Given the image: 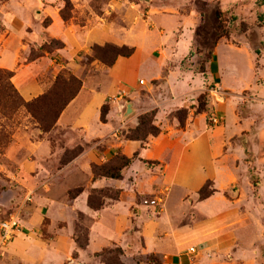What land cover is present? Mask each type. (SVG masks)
I'll list each match as a JSON object with an SVG mask.
<instances>
[{"label": "crops", "instance_id": "0c3cea01", "mask_svg": "<svg viewBox=\"0 0 264 264\" xmlns=\"http://www.w3.org/2000/svg\"><path fill=\"white\" fill-rule=\"evenodd\" d=\"M164 1L127 6L125 0L118 7L131 12L148 5L153 33L127 13L117 26L104 13L79 23L83 3L64 20L62 0L1 2L0 68L13 71L11 81L24 102L50 90L61 71L81 84L48 130L29 124L20 159V147L11 149L15 178L31 200L20 205L21 227L0 264H104L96 254L110 245L122 249L125 264H146L138 260L146 255L160 264H264V82L255 79L261 67L251 52H239L220 37L196 70L188 57L191 37L180 30L187 17ZM46 38L62 45L24 61V53ZM106 43L133 51L111 64L81 61L93 45ZM234 54L245 59L243 68ZM202 79L218 80L230 91L247 87L252 99L235 95L210 105L219 122L207 123L205 112L191 107ZM184 107L189 111L181 124L173 112ZM151 110L160 132L127 137L124 130ZM115 159L119 176L104 174ZM93 165L103 171L94 173ZM206 182L212 193L200 198ZM72 190L77 192L70 196ZM157 195L160 207L139 204ZM79 217L87 228L84 248L74 239Z\"/></svg>", "mask_w": 264, "mask_h": 264}, {"label": "rangeland", "instance_id": "374dc122", "mask_svg": "<svg viewBox=\"0 0 264 264\" xmlns=\"http://www.w3.org/2000/svg\"><path fill=\"white\" fill-rule=\"evenodd\" d=\"M2 1L3 0H0V4ZM130 1L134 2L135 0H126V2L125 0H68V2L62 0L61 9L63 14L68 17L66 20H69L74 14V5L76 3H83L85 4L84 10L77 15V22L83 23L86 22L88 17L90 18L91 16L104 13L105 17L116 26L120 21L119 18H121L124 13H127L128 19L130 17L132 19H138L139 22L144 23L147 32L150 31L153 33L152 31L155 29L152 25H149L147 21L148 5H140L136 11L131 12L125 11V8L118 10L120 5L123 6L122 2L130 6V4H128ZM162 5L168 8L176 7L181 15L187 17V19H184L188 21L189 24H183L185 29L183 28L180 30H182L181 32L183 33H188L191 37L193 47L188 57L191 58V56H193L190 59V63L193 65L195 64L196 70L203 69V62L210 56L215 42L220 37H223L226 38V40L223 39L225 43L227 41L229 44L232 43L233 48L239 52L245 50L251 52L253 55L251 57L252 62H256V65L261 67V71L255 79L264 82V0H169L164 1ZM155 6H157V2ZM166 11L168 12L169 9ZM1 22L0 19V30H3L4 26ZM178 29L179 26H176L173 28V31L178 34ZM106 44L115 45L112 43ZM61 45L62 43L59 40L46 38L39 46H32L29 51H26V53H24L25 60L21 59V61L24 62L29 59H34L44 51H52ZM104 45H93L90 48V54L82 58L81 61L89 64L94 59H98L104 64L111 62L115 56V52L110 48L104 47ZM125 46L133 48L129 45ZM195 54H197V56ZM234 57L243 68L245 59L236 54H234ZM253 57H255V61ZM258 58L259 61H256ZM9 72L10 70L0 68V223L10 215L20 214V205L25 201V196L27 195V193H25V187L19 179L15 178L18 164L11 156L18 152L16 153L18 159L22 157V150L19 149L22 147L25 137L24 134L28 130L29 124L37 123L42 130L50 128L56 117L59 106L71 94H74L78 89L79 83L81 84L80 79L70 72L61 71L57 75L53 86L42 95L43 97L40 96L26 103L14 87L11 81L12 75H10ZM69 76H73L74 79L69 81ZM152 84L153 82L148 83L145 81L142 85L150 86ZM235 95L246 100L252 99L251 91L247 89V87L238 91H230L222 88L218 80H203L202 87L199 89L198 94L192 97L193 103L191 107L194 108V113L205 112L206 122L212 123L211 117L213 111H211L210 105L213 107L214 103H221L226 98ZM152 111L154 116V110L145 112L139 116V121L141 117H143V119L147 118V124L145 126L147 130L141 129L137 131V125L128 130H124L126 131L125 135L133 138H144V136L151 134L148 132V130H150L148 117ZM188 111L189 110L184 107L173 112V115L183 124ZM16 146L20 148L15 149V153H13L11 149L12 147L14 149ZM72 153L71 151L69 154ZM118 163H120V160L115 159L111 165L115 167ZM252 176L254 177V175ZM105 192L108 195L114 194L112 191ZM99 195V192H93L92 194L95 199H97ZM86 229L83 219L79 217L76 220V232L74 237H79L83 240ZM15 235H17V231L14 232L13 237ZM43 236L48 235L47 233H43ZM107 247L111 249L115 247L120 248L117 245H110ZM106 255L110 254L108 253ZM1 256L2 252L0 254V257ZM122 256L123 251L121 249V253H118V259L124 263ZM99 258L103 262L100 256ZM138 260H143L146 264H158L157 258L153 255L140 256Z\"/></svg>", "mask_w": 264, "mask_h": 264}, {"label": "trees", "instance_id": "16d2710c", "mask_svg": "<svg viewBox=\"0 0 264 264\" xmlns=\"http://www.w3.org/2000/svg\"><path fill=\"white\" fill-rule=\"evenodd\" d=\"M64 1L68 2V0H64ZM60 14L64 20H66L68 18L67 16H65L63 14L62 9L60 10ZM104 47L110 48L111 50H113L115 52V56L113 57V60L111 62H109L108 64H111L117 56H129L133 51V48L127 47L125 45L116 46V45L106 44V45H104ZM9 73H10V75H12L13 71H10ZM73 79H74L73 76L68 77L69 81H71ZM79 87H80V83H79L78 89H79ZM77 90H76V92H77ZM76 92H74V94H71L64 102H62V104L59 106V109H58V112L56 113V115L60 112V110L64 107V105L75 95ZM103 113H104V108H102V116H103ZM152 117H153V111L150 112V116L148 117V120L150 122V126H149L150 130H148V132L151 133L152 135H157L160 132V129L157 126L151 124ZM146 124H147V118L143 119V117H141L139 124L136 127V130L137 131H140L141 129L147 130V129H145ZM48 129L49 128H46V130H48ZM136 138H138V137H136ZM122 161L124 163L126 161V159L122 158ZM102 167H104V166L93 165V172L94 173H98L99 171L102 172L103 171ZM103 173L109 174L112 177H117V176H119L118 166L112 167V169L104 170ZM76 192H77V190L70 191L69 195L73 196L74 194H76ZM94 192H95V190H94ZM211 193H212V189L210 188V182H206L199 190V197L205 198V197L209 196ZM89 202H90V204H92L91 200H89ZM74 239H75V241L79 247L84 248L86 246V243H87V229H86V234H85L83 240L80 239L79 237H74ZM108 253L110 255H106ZM118 253H121V249L118 247H115L114 249L105 247L100 252H98L96 255L100 256L105 264H124L118 259ZM75 254L76 253H74V255ZM158 264H159V262H158Z\"/></svg>", "mask_w": 264, "mask_h": 264}, {"label": "built area", "instance_id": "2783aa9c", "mask_svg": "<svg viewBox=\"0 0 264 264\" xmlns=\"http://www.w3.org/2000/svg\"><path fill=\"white\" fill-rule=\"evenodd\" d=\"M140 84H143V80H139ZM217 92V90H216ZM211 122L213 124H217L219 119L216 115H212ZM31 200V194L28 193L25 196V201ZM162 203L161 196H153V197H142L139 201V204L146 206V207H160ZM21 227L20 218L18 214L10 215L8 218L4 219L0 223V254L5 248V246L11 241L13 238V234L15 231H18ZM190 251H194L191 247Z\"/></svg>", "mask_w": 264, "mask_h": 264}]
</instances>
